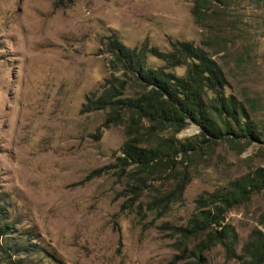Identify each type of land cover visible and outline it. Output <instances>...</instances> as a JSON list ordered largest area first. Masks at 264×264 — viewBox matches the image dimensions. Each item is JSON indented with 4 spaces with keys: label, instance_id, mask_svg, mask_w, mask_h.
Here are the masks:
<instances>
[{
    "label": "rangeland",
    "instance_id": "1",
    "mask_svg": "<svg viewBox=\"0 0 264 264\" xmlns=\"http://www.w3.org/2000/svg\"><path fill=\"white\" fill-rule=\"evenodd\" d=\"M196 2L202 0H0V224L12 227L0 237V264L190 262L200 237L179 244L178 228L199 210L198 197L264 167V0H208L198 17ZM111 38L137 51L167 52L175 41L203 48L225 76L223 93L243 105L260 134L204 141L192 121L162 131L194 146L186 158L175 157L182 163L174 170H187L191 180L163 210L147 206L174 188L170 169L154 165L137 177L117 159L127 116L103 127L109 108L81 111L87 96L107 86L123 85L127 96L142 92L135 74L112 60ZM145 64L186 74L185 64L166 67L160 57L147 55ZM263 216L259 192L226 210L223 223L237 234L233 257L216 243L205 252L207 263L240 264L250 233L264 232Z\"/></svg>",
    "mask_w": 264,
    "mask_h": 264
},
{
    "label": "trees",
    "instance_id": "2",
    "mask_svg": "<svg viewBox=\"0 0 264 264\" xmlns=\"http://www.w3.org/2000/svg\"><path fill=\"white\" fill-rule=\"evenodd\" d=\"M201 4H194L192 12L199 15ZM109 52L112 60L124 71L135 74V79L142 87L137 96L124 95L123 85L115 90L113 85L104 88L97 96H87L81 111L107 109L103 127L111 122L118 123L127 116L125 127L126 139L122 146L123 155L117 159L122 167L133 165V175L137 177L149 174L154 165L169 168L174 188L154 198L148 203V210H163L176 200L191 180L187 170H174L177 163L176 155L180 152L181 159L186 158L188 151L194 149L192 143H177L163 138L162 131L172 129L178 132L189 121L200 127L202 140L210 141L225 135L230 141L244 137L248 141L259 138L243 105L232 95H225L223 88L225 76L214 59L201 47L191 42L175 41L171 50L161 52L154 47L144 46L141 50L128 48L118 39L109 40ZM160 57L166 67L186 65L185 76H176L165 70V67H147L145 56ZM211 95V97H210ZM209 99V102H207ZM208 103V107L206 105ZM144 122L148 125L145 126ZM157 141L149 146V140ZM136 173V174H135ZM261 193L264 200V167H257L230 182L229 188L200 195L197 199L199 210L194 213L185 226L179 229V244H184L193 237L200 239L190 249L192 260L184 264H208L205 252L214 244L225 247L228 257H233V246L237 234L232 226L223 223L224 213L234 205L246 201L253 193ZM208 205L205 209L202 205ZM2 214V210H0ZM264 223V216L263 221ZM11 224L5 220L0 224V237L12 232ZM18 244L13 250L19 253ZM240 264H264V232L255 228L241 248Z\"/></svg>",
    "mask_w": 264,
    "mask_h": 264
}]
</instances>
